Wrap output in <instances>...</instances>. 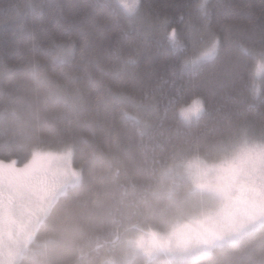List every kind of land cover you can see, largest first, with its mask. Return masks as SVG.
Returning a JSON list of instances; mask_svg holds the SVG:
<instances>
[{"label":"trees","instance_id":"16d2710c","mask_svg":"<svg viewBox=\"0 0 264 264\" xmlns=\"http://www.w3.org/2000/svg\"><path fill=\"white\" fill-rule=\"evenodd\" d=\"M138 2L134 20L109 0H0V162L69 148L81 177L18 264H100L130 228L176 217L165 169L213 161L243 134L264 140V0ZM194 100L202 113L184 122ZM129 264H264V225L187 262Z\"/></svg>","mask_w":264,"mask_h":264},{"label":"rangeland","instance_id":"374dc122","mask_svg":"<svg viewBox=\"0 0 264 264\" xmlns=\"http://www.w3.org/2000/svg\"><path fill=\"white\" fill-rule=\"evenodd\" d=\"M109 1L128 18L139 16L138 0ZM215 48L211 43L186 62V68L210 59ZM68 52L60 50L58 60ZM255 57L258 87L264 55ZM202 110L201 102L194 100L179 115L190 122ZM217 156L213 161L194 157L165 169L161 185L174 196L176 217L164 231L130 228L117 247L108 248L100 264H129L135 258L145 263L158 258L187 262L236 243L264 225V140L243 134L218 147ZM80 181L69 148L35 152L22 166L0 162V264H18L51 207Z\"/></svg>","mask_w":264,"mask_h":264},{"label":"bare ground","instance_id":"6f19581e","mask_svg":"<svg viewBox=\"0 0 264 264\" xmlns=\"http://www.w3.org/2000/svg\"><path fill=\"white\" fill-rule=\"evenodd\" d=\"M141 8V7H140ZM120 9V8H119ZM137 10V9H136ZM126 13V12H125ZM135 14V13H134ZM131 15V14H130ZM137 21V20H136ZM64 162H65V160H64Z\"/></svg>","mask_w":264,"mask_h":264},{"label":"water","instance_id":"95a60500","mask_svg":"<svg viewBox=\"0 0 264 264\" xmlns=\"http://www.w3.org/2000/svg\"><path fill=\"white\" fill-rule=\"evenodd\" d=\"M117 241V238L115 239V242Z\"/></svg>","mask_w":264,"mask_h":264},{"label":"flooded vegetation","instance_id":"af4514ba","mask_svg":"<svg viewBox=\"0 0 264 264\" xmlns=\"http://www.w3.org/2000/svg\"><path fill=\"white\" fill-rule=\"evenodd\" d=\"M7 180H8V178H7Z\"/></svg>","mask_w":264,"mask_h":264}]
</instances>
